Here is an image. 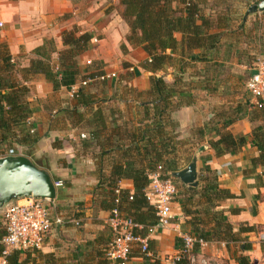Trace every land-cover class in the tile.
I'll return each mask as SVG.
<instances>
[{
  "label": "trees",
  "instance_id": "16d2710c",
  "mask_svg": "<svg viewBox=\"0 0 264 264\" xmlns=\"http://www.w3.org/2000/svg\"><path fill=\"white\" fill-rule=\"evenodd\" d=\"M229 1L120 0L123 17L130 28L127 41L140 47L148 57L140 67L151 74L149 88L139 91L129 86L127 75L111 96H99L93 90L103 83L89 82L77 88L70 107L63 111L71 128L86 136L81 140L79 154L88 156L93 166L94 184L89 185L92 206L109 213L117 209L120 215L141 227L136 234L147 236L148 228L157 224V215L146 200L145 190L148 175L160 167L162 177H172L178 187L173 202L178 203L183 216L182 231L197 241L191 252L198 250L199 241L234 244L233 253L248 251L251 243L242 235L258 230L256 226L241 223L234 231L221 204L235 196L219 186L216 172L209 166L199 171L196 187H186L172 176L188 165L203 141L216 155L240 151L246 142L244 136L235 138L227 128L238 119L247 118L251 124L249 143L258 151L250 163L253 168H261L255 179L256 185L264 188V111L251 104L243 89L236 101L225 110L213 111L212 118L192 129L190 135L180 134L173 117L181 108L195 105L200 91L209 89L208 77L217 80L222 77L225 66L219 57L225 40L232 35L236 37L245 26L238 4ZM61 39L65 48L58 52L57 66L51 61L56 52L52 41L35 49L26 67L13 60L7 46L0 43V158L9 156L16 148L33 149L39 141L31 107L33 92L27 84L32 77L44 76L53 91H57L68 90L103 73L98 62H91L85 73L80 71L78 60L89 49L90 34L79 33L73 27L62 32ZM259 41V50L264 52V37ZM227 55L228 48H225L223 58ZM237 55L247 71L257 59L256 54L253 56L247 50H238ZM167 70L171 71V82L165 80ZM158 72L163 74L157 77ZM210 89L217 91L215 86ZM115 100L134 112V119H127L123 110L114 107L111 102ZM28 119L32 120L29 124ZM214 137L217 139L213 140ZM189 151H192L191 157L182 156ZM122 181H130L132 189L122 188ZM56 204L55 213L59 215L61 208L57 199ZM227 211L232 215L239 213L238 209ZM67 214L65 220L60 216L73 227H78L84 216L79 205ZM4 234L3 220L0 239ZM97 239L77 244L72 260L40 251H10L3 255L1 244L0 258L5 264H68V261H71L69 264H110L105 256L108 245L104 247ZM135 258L141 259L142 264H158L152 256L139 250L132 252L128 261ZM235 260L239 264L249 263L241 254ZM173 264L190 263L183 257Z\"/></svg>",
  "mask_w": 264,
  "mask_h": 264
},
{
  "label": "crops",
  "instance_id": "0c3cea01",
  "mask_svg": "<svg viewBox=\"0 0 264 264\" xmlns=\"http://www.w3.org/2000/svg\"><path fill=\"white\" fill-rule=\"evenodd\" d=\"M258 1L260 0H234V4H238L244 17L249 6ZM123 9L120 0H0V43L7 46L13 60L21 67H26L33 51L45 42L52 41L56 52L52 54L51 61L57 66L58 52L65 48L61 34L76 27L79 33H88L92 37L88 51L79 57L80 71L86 72L87 62H98L104 73H114L116 76L94 89V93L111 96L124 83L122 73L132 75L130 85L132 83L140 91L146 90L150 85L151 74L142 69L140 63L148 57L140 47H134L127 41L130 28L123 17ZM260 25L264 27V12L250 14L245 20L244 31L225 40L219 57L224 69H242L248 79L250 72L238 61L237 51L247 50L253 56L264 55L259 50V40L264 37V28L262 34L259 32ZM225 48H228L227 58H223ZM162 74L158 72L155 76ZM121 76V80L116 81ZM208 78L209 89L200 91L195 105L173 113L178 123V131L183 137L190 135L192 129L212 118L213 111L225 110L231 102L239 98L238 92L243 89L240 76L236 80H222V77L217 80L213 76ZM165 80L171 82L172 76L167 75ZM27 84L33 92L31 107L39 141L33 149L16 148L9 156H25L37 167L46 170L53 181L63 182V187L57 189L56 199L61 208L59 215L62 216L63 212L64 220L67 219L69 210L72 211L78 205L82 206L84 216L80 225L73 227L69 226L72 223H64L55 226V232L48 235L43 250L40 251L72 260V251L77 244L98 238L104 247L108 245L112 239L106 224L109 212L92 206L89 185L94 184L93 166L88 156L79 154L80 143L84 139L79 137L80 131L71 128L63 113L70 107L73 99L68 90L61 88L53 91L52 84L42 75H35ZM212 85L217 91L210 89L214 88ZM244 91L249 98L246 90ZM111 104L123 110L127 119H134V112L118 101H112ZM227 130L235 138L244 136L245 145L235 154L216 155L207 142L203 141L201 146L206 149L197 161L198 175L204 166H209L216 172L219 186L228 189L235 196L221 204L234 231L241 223L256 226L258 230L256 233L242 235L251 243L250 250L233 253L236 248L234 244L226 246L223 243H203L187 257L190 264H239L235 260L237 254L247 257L248 264H264V242L260 240V234L264 233V188L258 187L255 179L261 173V168H253L250 163L258 154L257 149L249 143L251 124L247 118H242L231 123ZM216 139L217 137L213 138ZM120 186L132 189L130 181H122ZM229 209H238L239 213L232 215L227 211ZM172 210L174 219L171 224L165 228L158 226L149 235V255L158 264H173L172 260L181 251L183 216L178 203L173 202ZM137 250L134 248L132 252ZM127 264H142V260L131 259Z\"/></svg>",
  "mask_w": 264,
  "mask_h": 264
},
{
  "label": "built area",
  "instance_id": "2783aa9c",
  "mask_svg": "<svg viewBox=\"0 0 264 264\" xmlns=\"http://www.w3.org/2000/svg\"><path fill=\"white\" fill-rule=\"evenodd\" d=\"M91 62H87L89 65ZM251 71H256L255 75ZM250 74L245 84L246 92L250 98L251 104L259 110L264 111V57L258 58L249 70ZM114 73H102L94 79H88L73 85L68 89V94L73 98L77 88L86 86L89 82L99 81L108 82L115 78ZM32 120L28 119L27 124ZM85 139V134L79 135ZM13 153L11 151L10 155ZM57 189L63 187L61 180L53 181ZM177 188L172 179L163 178L161 168L148 175V186L145 190L146 200L156 210L157 224L148 228L147 236L142 237L135 233L141 227L135 224L130 218L120 215L117 209H113L107 219L106 224L112 232L113 238L108 244L105 256L110 264H126L134 248L141 253L148 254L149 235L152 234L158 226L167 227L174 219L172 205L176 196ZM56 199H35L32 197H22L14 202L5 205L3 220L5 223V234L0 239V244L4 246L3 255L10 251L27 252L42 251L48 235L55 226L64 224L63 218L56 214ZM77 224V223H75ZM181 251L172 262L178 261L183 257H188L194 244L197 242L187 234L180 235ZM260 240L264 242V233L260 234ZM199 244L203 243L199 241ZM1 264H5L3 258H0Z\"/></svg>",
  "mask_w": 264,
  "mask_h": 264
},
{
  "label": "water",
  "instance_id": "95a60500",
  "mask_svg": "<svg viewBox=\"0 0 264 264\" xmlns=\"http://www.w3.org/2000/svg\"><path fill=\"white\" fill-rule=\"evenodd\" d=\"M256 12H264V0L253 3L246 10L243 21L247 16ZM252 75L256 71H251ZM206 149L199 147L190 163L182 170L175 172L173 178L186 187H196L198 184L197 161L199 155ZM57 190L53 185L50 174L37 167L25 156H5L0 158V209L6 204L22 197L35 199H56Z\"/></svg>",
  "mask_w": 264,
  "mask_h": 264
},
{
  "label": "rangeland",
  "instance_id": "374dc122",
  "mask_svg": "<svg viewBox=\"0 0 264 264\" xmlns=\"http://www.w3.org/2000/svg\"><path fill=\"white\" fill-rule=\"evenodd\" d=\"M229 2H232V0L229 1ZM232 3H233V2H232ZM238 22H239V21L236 22V24L234 25V27L237 26ZM259 28H260V29H259V32L262 34V33H263V30H262V29H263L264 27H262V26L260 25ZM249 32H250V31H249ZM253 36H254V35H253ZM254 37H256V36H254ZM260 37H261V36L259 35V38H260ZM262 38H263V37H262ZM256 56H257V59H258V58H262V57H264V55H263V56H258V55H256ZM257 59H256V60H257ZM89 65H90V64H89ZM89 65H87V66H89ZM234 72H235V73H234ZM123 74H124V75H123ZM166 74H167V75H171V71H170V70H167ZM240 74H242V75H240ZM122 75L125 77V76H127L128 74H126V73H122ZM129 75H130V74H129ZM160 76H161V75H160ZM237 76H240V78H241L240 80L238 79V80L240 81V83H242V80H243V84H242V85H243V90H246V89H245V84H246V81H247V75H246V73H245L242 69L233 68V70H231V71H229V69H224V70H223V74H222V78H221V79H222V80H225V79H226V80H234V79L236 80V79H237ZM241 76H242V77H241ZM121 78H122V76L119 77V78H116V81L121 80ZM130 78H132V75H131V76H128V77L126 78V79L128 80V81H127V84H128L129 86H133V87L137 88V90H139L138 87H136L135 85H132V83H131V85H130V83H129V82L131 81ZM149 81H150V80H149ZM120 82H121V81H120ZM121 85H122V84H121ZM101 87H103V86H101ZM139 91H140V90H139ZM141 91H142V90H141ZM191 152H192V151H189V152H187L186 154H183V153H182V156L185 157V155H188V158H189V157H191ZM195 152H196V150H195ZM202 154H203V153H202ZM193 156H194V154H193ZM193 156H192V157H193ZM199 157H200V155H199ZM199 157H198V158H199ZM189 163H190V162H189ZM189 163H188V164H189ZM177 188H178V187H177ZM175 199H176V197H175ZM175 199H174V200H175ZM14 201H16V200H13L12 202H14ZM4 209H5V206L2 207V208L0 209V221H1V222L3 221V212H4ZM61 214H62V216L64 217V213L61 212ZM54 232H55V229H54V231H53V230L51 231V233L49 234V236H50L51 234H53Z\"/></svg>",
  "mask_w": 264,
  "mask_h": 264
}]
</instances>
